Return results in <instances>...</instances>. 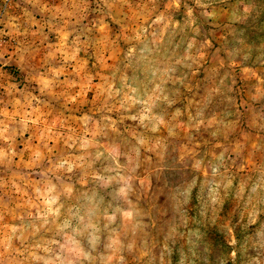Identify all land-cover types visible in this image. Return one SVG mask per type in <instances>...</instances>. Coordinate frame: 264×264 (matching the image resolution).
I'll return each instance as SVG.
<instances>
[{
    "label": "rangeland",
    "instance_id": "1",
    "mask_svg": "<svg viewBox=\"0 0 264 264\" xmlns=\"http://www.w3.org/2000/svg\"><path fill=\"white\" fill-rule=\"evenodd\" d=\"M0 264H264V0H0Z\"/></svg>",
    "mask_w": 264,
    "mask_h": 264
}]
</instances>
